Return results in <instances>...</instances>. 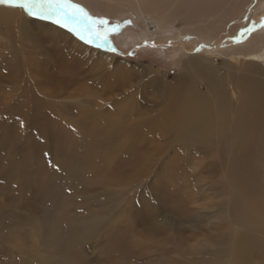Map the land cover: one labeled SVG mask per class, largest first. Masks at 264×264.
Instances as JSON below:
<instances>
[{"label": "rangeland", "instance_id": "obj_1", "mask_svg": "<svg viewBox=\"0 0 264 264\" xmlns=\"http://www.w3.org/2000/svg\"><path fill=\"white\" fill-rule=\"evenodd\" d=\"M71 2L120 25L119 33L109 37L111 49L88 45L20 9L13 24L0 30V103H21L29 86L40 115L51 111L52 128L69 138L59 147L40 149L29 142L28 128L7 134L0 154V264H66V259L78 264H193L205 250L226 264L238 228L231 221L228 181L216 167L215 154L203 148L190 153L172 130L153 137L142 128L161 113L167 116L170 105L176 107L179 95L191 87L212 104L223 103L232 126L242 84L252 77L243 76L252 58L238 45L264 27L238 34L240 43H233L236 35L196 33L183 18L164 26L154 16L163 27L148 34L127 2L108 16L102 8ZM20 19L27 20L28 29ZM252 19L264 21V10L246 9L238 29L246 24L255 28V23L249 26ZM37 22L82 48L111 56L110 69L106 60H96L101 65L95 70L108 76L94 81L95 70L86 64L90 59L73 72L49 53L45 61L44 49L49 52L52 44L35 37ZM189 57H201L204 73L186 69ZM257 61L264 73V61ZM46 69L55 76L56 88L41 82L40 92L30 84L42 80ZM52 90L53 97L46 96ZM261 241L264 249V235Z\"/></svg>", "mask_w": 264, "mask_h": 264}, {"label": "bare ground", "instance_id": "obj_2", "mask_svg": "<svg viewBox=\"0 0 264 264\" xmlns=\"http://www.w3.org/2000/svg\"><path fill=\"white\" fill-rule=\"evenodd\" d=\"M73 1L85 7L102 8L99 11L104 12L105 16L115 14L120 6L127 2L129 10L134 12L137 24L143 27L148 34H154L163 27V24L153 19L154 16L158 20H164L166 23L164 26L178 18H183L186 23L195 25L193 32L196 33L216 38H222L228 34L236 35L234 39L231 38L233 43H240L238 34L242 36L250 32L248 24L245 29H238L242 27L240 18L246 9L250 10L254 7V11L264 10V0H107V5H102L96 0ZM15 13L17 9L0 4V30L13 24ZM261 20L255 23L252 19L249 26L255 23L254 29H257L261 26ZM26 21L19 20L25 28H27ZM37 23L39 25H36L35 37L38 36V41L45 40V43L52 44L49 52L44 49L42 55L45 61L49 53V58L51 57L54 61L61 59L64 67L72 72L84 62L83 60L88 59L93 61L86 63L93 68L92 70H95L97 65H101L96 60L102 61V59L106 60L109 69L113 67L114 61L111 56L82 48L78 42L68 36L57 34L46 27H40L44 25ZM22 34H24L23 27ZM238 47L242 51V48L247 49L245 52L249 53V57L252 58L245 66L243 74V76L251 74L252 77L242 84L239 98L241 100L240 109L235 114L236 120L232 126L227 125L223 103L212 104L203 93L191 87L184 93H181L182 89L174 91L181 93L175 103L177 106L170 105L172 110L165 111L168 113L167 116L161 113L151 122L150 126L143 127L142 129L146 130L142 131L154 137V134H166L168 130H172L177 134V141L190 149V153L195 149L203 148L215 154L216 167L228 181L227 193L231 200V221L238 228L231 248L228 249L229 260L226 264H255L253 258L258 260V264H264V249L261 247V238L264 235V79L260 78L264 76V73L258 65L260 61H257H264L260 59L263 58L262 53H264V28L252 32L249 39L239 44ZM184 61L190 73H204V67L200 63L201 57H189ZM262 65L264 66V62ZM10 72L7 70L6 75ZM100 72L93 71L94 81L98 76L101 82L106 76V73L103 75L104 72ZM41 77L42 80L38 79L30 85L41 92V82H43L55 90L56 86H53L56 84L54 83L55 76L50 74L48 69ZM54 90L46 96L53 97ZM207 92L210 94L212 90H207ZM218 94L224 93L220 91ZM33 96L27 86L23 90L21 103L11 106L0 103V154L7 144V134L14 130L30 129L29 142L40 149L50 148L51 145L59 147L69 140L67 135L61 131L62 129L57 128L55 132L52 128L54 122L50 118L51 111H48L49 115H40L37 110L39 102L34 106ZM75 131L77 134V129ZM66 264L78 263L66 259ZM193 264L221 263L213 252L205 250L195 258Z\"/></svg>", "mask_w": 264, "mask_h": 264}, {"label": "snow or ice", "instance_id": "obj_3", "mask_svg": "<svg viewBox=\"0 0 264 264\" xmlns=\"http://www.w3.org/2000/svg\"><path fill=\"white\" fill-rule=\"evenodd\" d=\"M0 4L20 9L29 17L51 21L84 43L97 48L107 45L111 49L109 37L119 33L120 25L113 26L107 19L91 16L71 0H0ZM130 24L131 21L125 22V25ZM261 27H264V21L261 22ZM253 30L254 28L249 29Z\"/></svg>", "mask_w": 264, "mask_h": 264}]
</instances>
